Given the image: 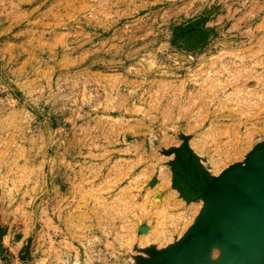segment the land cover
Here are the masks:
<instances>
[{
	"label": "rangeland",
	"instance_id": "1",
	"mask_svg": "<svg viewBox=\"0 0 264 264\" xmlns=\"http://www.w3.org/2000/svg\"><path fill=\"white\" fill-rule=\"evenodd\" d=\"M183 140L215 174L264 141V0H0V264L181 235Z\"/></svg>",
	"mask_w": 264,
	"mask_h": 264
},
{
	"label": "bare ground",
	"instance_id": "2",
	"mask_svg": "<svg viewBox=\"0 0 264 264\" xmlns=\"http://www.w3.org/2000/svg\"><path fill=\"white\" fill-rule=\"evenodd\" d=\"M177 145L162 150V153L168 156L166 163L169 164L171 172V186L178 191L184 201L198 199L201 206L181 235L163 245L155 243L141 245L142 251L140 248L138 249L140 252L135 250L127 264H264V216H261L263 214L257 216L252 213L241 218L223 219L222 214L231 208L224 197L228 191L221 187L217 193L220 197L218 200L216 196L209 193L205 195L203 191L197 192L195 188L202 185L203 181L211 180L222 171H227L237 161L215 174L208 169L205 159L189 140H183V143ZM262 180L264 181V178ZM205 204L208 216L204 224L193 231L188 239L187 237L185 240L180 239L195 219L201 217L200 210ZM142 230L147 233L148 226ZM224 245L227 247L222 248Z\"/></svg>",
	"mask_w": 264,
	"mask_h": 264
},
{
	"label": "water",
	"instance_id": "3",
	"mask_svg": "<svg viewBox=\"0 0 264 264\" xmlns=\"http://www.w3.org/2000/svg\"><path fill=\"white\" fill-rule=\"evenodd\" d=\"M263 141L254 144L248 151L242 162H235L229 169L222 171L218 176L211 180L203 181V184L195 187L197 192L203 191L216 196L221 187L225 191L224 194L227 202L231 205L227 209V213H223V219L232 217L241 218L252 213L263 214L264 216V145ZM253 152V153H252ZM248 158V159H246ZM241 163V164H240ZM260 172H263L261 174ZM200 197V196H198ZM207 204L203 205L199 219H195L194 223L184 232L180 239L189 238L190 234L201 227L207 219Z\"/></svg>",
	"mask_w": 264,
	"mask_h": 264
}]
</instances>
